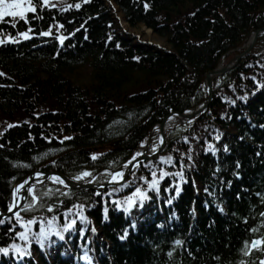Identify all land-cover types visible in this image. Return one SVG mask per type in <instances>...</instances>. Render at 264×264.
<instances>
[{
  "label": "trees",
  "instance_id": "16d2710c",
  "mask_svg": "<svg viewBox=\"0 0 264 264\" xmlns=\"http://www.w3.org/2000/svg\"><path fill=\"white\" fill-rule=\"evenodd\" d=\"M51 3L56 7L44 9L42 20L29 13L30 24L0 25L3 35L33 29L31 39L0 45V212L7 211L14 185L31 173L53 171L76 183L102 184L137 152L151 154L160 121L204 101L206 74L240 53L250 30L264 27V0ZM68 4L73 7L62 11ZM115 13L130 29H150L167 47L137 40ZM48 29L50 36L40 35ZM58 36L66 37L63 45ZM212 87L208 108L167 129L162 153L135 167L124 182L128 187L97 195L38 186L36 200L28 197L20 212L22 222L37 221L29 225L28 242L19 239L25 229L13 216L0 228V247L27 248L24 264H261L264 243L253 242H264V34ZM167 157L172 163H160ZM84 171L92 175L75 181ZM162 171L168 175L158 181L159 191L149 190L148 182ZM136 188L149 199L124 213L117 204ZM53 216L51 230L64 239L53 234L44 243L32 240L49 230ZM73 220L75 230L63 231ZM0 264L18 262L4 258Z\"/></svg>",
  "mask_w": 264,
  "mask_h": 264
},
{
  "label": "snow or ice",
  "instance_id": "6c2138e0",
  "mask_svg": "<svg viewBox=\"0 0 264 264\" xmlns=\"http://www.w3.org/2000/svg\"><path fill=\"white\" fill-rule=\"evenodd\" d=\"M89 2V0H83V3L87 4ZM75 8L79 9L81 8V4L80 3H75ZM148 5L145 4V7H147ZM49 7H56L55 4L51 3V0H0V25L9 23L10 21V27L11 28H16L17 23L19 21H24L25 24H30L31 20L28 16L29 13L33 14L32 18L37 19V20H42L44 19V16L42 14L44 9H47ZM73 7L72 4H68L66 7H62V11L67 12L69 11V9H71ZM39 10V11H38ZM63 25H58V28H62ZM33 31V29L31 27H29L27 29V31H20L18 32L15 36L13 35H3V33L6 32V29H4L3 27H0V45H6V44H15V43H19L20 39H24V40H28L31 39L32 37L29 35L31 32ZM52 34V29H48L47 31L41 32L40 35L41 36H50ZM57 39L59 40L60 44L63 45L64 44V40L66 39V37L64 36H58ZM4 73H0V76H3ZM161 143H163L161 141ZM144 145H142L143 147ZM209 151H212L213 153L216 151V149L213 148L212 145H209ZM159 146L151 148V152L153 154H155L158 151ZM225 151H227V148H225ZM142 155H147L146 153H140L137 152L135 155H133V157L131 158V160L128 162V164H125L124 167L128 168L129 165L131 164L133 168L138 167V164H133V161H137L138 157L142 156ZM93 159H96V157H93ZM160 163L163 164H169L172 163V158L171 157H167V158H161ZM149 167H151V165L149 164ZM237 167H239V163H237ZM131 171V169L129 170ZM92 174L88 171H84L82 172L80 175H77L74 177V180L79 182L81 180H86L87 178H89ZM168 173L167 172H161L159 177L157 179H154L150 182H148V189L149 190H155V191H159V187H158V181L162 180L165 176H167ZM152 176L153 177H157V173L156 172H152ZM183 174H180V179L183 180ZM53 182H55L58 185L61 186H65V181L62 180L60 177L58 176H53L50 178ZM124 179V173L123 172H117L114 173L113 175H111L109 182L110 183H119L121 180ZM87 182L91 183L90 180H88ZM25 185H28V181H25L23 184H21L19 187L15 188V190L12 192V196L14 198L18 197V195L21 193V190L24 189L28 194H31L33 192L32 187L29 185L27 188H25ZM129 184L128 183H123L121 184V188L123 187H128ZM117 189H114V191ZM180 188L176 187L175 188V193L176 195H179L180 193ZM44 195H48V193H44ZM97 195H102L101 193H97ZM209 195H213L212 193H209ZM149 199V197L145 194V192L140 189V188H136L135 192L133 193V196L128 197L126 200L120 201L117 204V208H122V211L124 213H129L131 212L132 208L134 206H136L137 204H139V206H143V202ZM175 199V197H169L168 202L171 203L172 200ZM32 200H36V196L32 195ZM207 206V205H206ZM19 205L18 204H14V203H10L8 205L7 211L8 213L12 214V216H14L15 220L17 222H19V227L20 228H24L25 232L20 233L19 234V239L23 240L25 242H28L29 240V236L27 235V233L29 232V225L35 224L37 223V221L29 218L26 222H22V218L20 215L19 211H14V208H18ZM41 207H43V205H41ZM81 209H83V205L80 206ZM219 207V205H218ZM25 211L30 210L29 208L24 209ZM47 211L52 212L54 211V209L52 207H48ZM107 209H105V213L107 214ZM221 211H223V209H221ZM107 218V216L105 217ZM80 220L81 222L87 224V220L86 218L81 214L80 215ZM55 221V216H53L52 219L47 221V224L49 225V230L48 231H44L41 230L38 233H36L35 235H33L31 237L32 240H34L37 243H44L48 240V237L50 235H57L59 237V239L63 240L64 237L63 235L59 234V233H53L51 230V225L53 224V222ZM6 223L10 224L11 223V217L9 218L8 221H5L4 219L0 218V228L3 227V225H5ZM76 221H72L70 222L64 229L63 231L67 232L69 230H75L74 229V225H75ZM130 227L132 229L136 228V224L135 221L132 222V224L130 225ZM83 229H81V238H83ZM92 231H95V229H92ZM15 232V226L10 227L9 229V234H5L8 235V238L11 239L12 236L10 235L11 233ZM128 236V231L127 229H125L124 231V235L121 236L120 238L126 239ZM261 240H256L253 242V247L262 245ZM181 244L180 240L176 241V245L179 246ZM262 252H264V247H261L260 249ZM12 253H15V256L12 255ZM30 252L27 248H21L18 245L13 244L11 246V249L9 247H0V260H3L4 258L9 259L10 261H14V262H18V264H24V258L26 256H30ZM171 255V254H170ZM85 260H88L89 258L87 256L84 257ZM261 264H264V261H261Z\"/></svg>",
  "mask_w": 264,
  "mask_h": 264
},
{
  "label": "water",
  "instance_id": "95a60500",
  "mask_svg": "<svg viewBox=\"0 0 264 264\" xmlns=\"http://www.w3.org/2000/svg\"><path fill=\"white\" fill-rule=\"evenodd\" d=\"M262 13L264 15V10L262 11ZM261 34H264V27L261 29H258V30H250L249 35L246 39V43H244L238 49V50H241V53H239L238 55H235L225 65H223V59H221L219 64L217 65V67L214 70L209 71L206 74L204 81H203V84H204L205 89H206L207 98L204 101H202L200 104L196 105L194 108L177 109V110L169 112L160 121V123L158 124V126L155 129V131L158 133V146H159L158 151L155 154H153V153L148 154L146 152L147 149H145L141 153H146L147 155L146 156L142 155V156L138 157L137 161H133V164L140 165L141 163H143L147 160L153 159L154 157H156L157 155L162 153V151L164 149L165 141H166L165 135H166L167 129L183 126V125L189 123L192 119H195V118L199 117L200 115H202V113L208 108L209 104L212 101V98H213L212 83H213L214 79H216V78L224 75L225 73L233 70L239 64V62L242 59L246 58L249 55V53L251 52V50L253 49V47L257 41L258 36ZM170 122H173V123H170ZM149 137H151V133H150ZM161 141L163 143H161ZM147 145L149 146L150 142H148ZM128 162H126L125 164H128ZM124 165H122L119 169L112 172V175L114 173H117V172H123L124 173V179L121 180L119 183H110L109 182L110 179L106 183H102V184H94L92 182L91 183H89V182L76 183V182L68 180L64 175H62L61 173H58V172H53V171L34 172V173L27 175L24 179H22L17 184H15L13 187V191L15 190V188L19 187L25 181H28V185H25V188H27L30 185L32 187V189H34L38 186L44 185L46 183L56 184L50 178L53 176H58L62 180L65 181V186H61V185H59V186H61L62 188H65L67 190H91V191H94L97 193H101L108 188L120 186L121 184H123L125 182V180L129 177V175L131 174V172L133 171L134 168L132 167L131 164L129 165L128 168H125ZM130 169H131V171H129ZM28 197H32V193L28 194L24 189L21 190V193L18 195V197L14 198L12 196L11 203L19 205L18 208H14V211L21 212V210L23 209ZM9 217H13V216H12V214L8 213V211L0 212V218L6 219Z\"/></svg>",
  "mask_w": 264,
  "mask_h": 264
},
{
  "label": "rangeland",
  "instance_id": "374dc122",
  "mask_svg": "<svg viewBox=\"0 0 264 264\" xmlns=\"http://www.w3.org/2000/svg\"><path fill=\"white\" fill-rule=\"evenodd\" d=\"M116 17L118 18V21L121 24V21H122L121 15L116 13ZM130 33L132 35H134V37L141 42L149 43V44L154 45V46L167 47V45L163 39H161V38H159L153 34H147L144 26H140V27L135 28V29H130Z\"/></svg>",
  "mask_w": 264,
  "mask_h": 264
},
{
  "label": "bare ground",
  "instance_id": "6f19581e",
  "mask_svg": "<svg viewBox=\"0 0 264 264\" xmlns=\"http://www.w3.org/2000/svg\"><path fill=\"white\" fill-rule=\"evenodd\" d=\"M121 20H122V21H121L122 28H123L124 30H126L127 32L130 33V28L127 26L126 22H124L123 19H121ZM125 26H126L127 28H126ZM140 26H142V25H139L138 27H140ZM138 27H137V28H138ZM145 29H146V33H147V34H152V32H151L150 29H147V28H145ZM153 35H154V34H153ZM133 36H134V35H133ZM155 36H156V35H155ZM246 39H247V38H246ZM245 43H246V42H245ZM239 48H240V47H239ZM239 48H237L236 50H237V51H240V53H241V50H238ZM238 54H239V53H238ZM238 54H236V55H238ZM234 56H235V55H234ZM234 56H233V57H234ZM170 123H173V122H170Z\"/></svg>",
  "mask_w": 264,
  "mask_h": 264
}]
</instances>
